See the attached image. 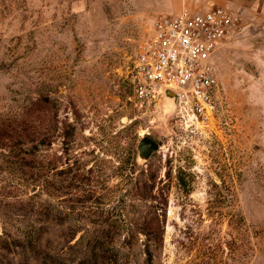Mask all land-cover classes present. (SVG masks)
<instances>
[{"label": "rangeland", "instance_id": "rangeland-1", "mask_svg": "<svg viewBox=\"0 0 264 264\" xmlns=\"http://www.w3.org/2000/svg\"><path fill=\"white\" fill-rule=\"evenodd\" d=\"M180 1L0 0V232L17 219L5 156L28 150L54 263L264 264V24L219 48L208 119L176 125L165 97L141 106L131 73ZM144 136L161 148L141 162Z\"/></svg>", "mask_w": 264, "mask_h": 264}, {"label": "built area", "instance_id": "built-area-1", "mask_svg": "<svg viewBox=\"0 0 264 264\" xmlns=\"http://www.w3.org/2000/svg\"><path fill=\"white\" fill-rule=\"evenodd\" d=\"M241 26L236 14L211 2L203 10L183 9L155 19L131 73L141 106L171 91L179 123L189 117L196 123L207 120L219 89L215 54Z\"/></svg>", "mask_w": 264, "mask_h": 264}, {"label": "trees", "instance_id": "trees-1", "mask_svg": "<svg viewBox=\"0 0 264 264\" xmlns=\"http://www.w3.org/2000/svg\"><path fill=\"white\" fill-rule=\"evenodd\" d=\"M31 142L30 139L24 137L21 141L22 147L29 148ZM5 147L6 149L10 148L8 145ZM5 147L0 145V150ZM5 157L12 160H8L7 163L17 166L13 173L17 175L19 182L15 192L8 191L2 196L5 202V205L3 204L5 211L14 213V215L17 213V219L9 217V221L3 223L4 228L0 232V264H64L61 257L57 263H54L53 260V240L50 228L51 220L47 215L48 208L45 209L43 217H33L36 214L33 203L35 195L30 196L27 192L39 177V173L34 167L33 154L27 150L23 156L8 154ZM161 240L162 235L158 234L148 238L146 244L148 262H152L153 243Z\"/></svg>", "mask_w": 264, "mask_h": 264}, {"label": "crops", "instance_id": "crops-1", "mask_svg": "<svg viewBox=\"0 0 264 264\" xmlns=\"http://www.w3.org/2000/svg\"><path fill=\"white\" fill-rule=\"evenodd\" d=\"M208 2L214 3L236 14L242 23L241 28L245 26V23L264 24V0H181L179 2V12L183 9L203 10L207 7ZM233 34L235 33L230 34L228 38H230ZM224 42L220 45V47L224 44ZM217 52L215 54V58ZM215 58L214 61L216 63Z\"/></svg>", "mask_w": 264, "mask_h": 264}, {"label": "water", "instance_id": "water-1", "mask_svg": "<svg viewBox=\"0 0 264 264\" xmlns=\"http://www.w3.org/2000/svg\"><path fill=\"white\" fill-rule=\"evenodd\" d=\"M164 97L172 104L173 108H175V101H176L175 94L171 91H166ZM136 150L139 161L146 162L155 153H157L160 150V145L150 137L144 136L138 142ZM35 191H36V187H32L30 189V194H34Z\"/></svg>", "mask_w": 264, "mask_h": 264}, {"label": "flooded vegetation", "instance_id": "flooded-vegetation-1", "mask_svg": "<svg viewBox=\"0 0 264 264\" xmlns=\"http://www.w3.org/2000/svg\"><path fill=\"white\" fill-rule=\"evenodd\" d=\"M175 122H176V125H178V124H179L178 120H176V119H175ZM180 122H181V121H180ZM158 144H159V143H158ZM160 148H161V146H160Z\"/></svg>", "mask_w": 264, "mask_h": 264}]
</instances>
